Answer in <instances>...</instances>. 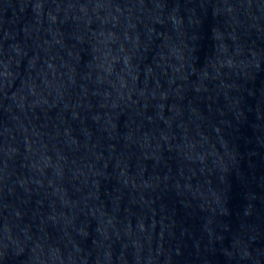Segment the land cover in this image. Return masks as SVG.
I'll list each match as a JSON object with an SVG mask.
<instances>
[{
  "label": "water",
  "instance_id": "95a60500",
  "mask_svg": "<svg viewBox=\"0 0 264 264\" xmlns=\"http://www.w3.org/2000/svg\"><path fill=\"white\" fill-rule=\"evenodd\" d=\"M117 0H0V264H93Z\"/></svg>",
  "mask_w": 264,
  "mask_h": 264
}]
</instances>
